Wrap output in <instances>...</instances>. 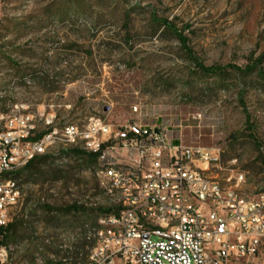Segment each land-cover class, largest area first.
Segmentation results:
<instances>
[{
  "label": "rangeland",
  "instance_id": "374dc122",
  "mask_svg": "<svg viewBox=\"0 0 264 264\" xmlns=\"http://www.w3.org/2000/svg\"><path fill=\"white\" fill-rule=\"evenodd\" d=\"M187 50L206 67L262 58L264 74V0H0V115L51 107L59 125L90 117L124 125L138 107L142 124L167 128L183 146L219 150L214 176L230 186L242 173L240 193L254 197L264 192V83L256 74L203 76ZM58 149L15 180L24 206L13 264H71L70 246L103 213L65 211L93 199L99 163Z\"/></svg>",
  "mask_w": 264,
  "mask_h": 264
},
{
  "label": "built area",
  "instance_id": "2783aa9c",
  "mask_svg": "<svg viewBox=\"0 0 264 264\" xmlns=\"http://www.w3.org/2000/svg\"><path fill=\"white\" fill-rule=\"evenodd\" d=\"M133 110L136 119L124 125L98 117L59 125L51 107L0 115V232L24 206L14 173L58 145L60 152L129 162V172L94 168L99 195L75 202L111 212L106 223L117 224V231L103 223L82 232L88 264H264V192L242 195V173L225 186L214 176L219 150L183 146L167 128L142 124ZM0 264H13L9 245L0 246Z\"/></svg>",
  "mask_w": 264,
  "mask_h": 264
},
{
  "label": "trees",
  "instance_id": "16d2710c",
  "mask_svg": "<svg viewBox=\"0 0 264 264\" xmlns=\"http://www.w3.org/2000/svg\"><path fill=\"white\" fill-rule=\"evenodd\" d=\"M160 24L171 34H173L175 36V38L179 41L180 44H182L183 47H185V42L186 39L185 37H183V34L181 32H179L177 29H175L174 26H172L170 23H168V21L166 20H162L159 21ZM186 53L189 55V58L191 60V62L193 63V65L200 71V73L203 76H207V77H215L218 80L221 81H225V79L229 76V74L231 72L233 73H237L238 75H241L242 77H249L252 76L254 74L257 75V77L264 83V74L262 72L261 65H262V58L256 59L253 62L247 64L244 68H240V67H235V66H227V67H221V66H210V67H206L204 66L202 63H200L196 58H194L190 51L187 50ZM249 121V119H247V122ZM71 154H73L74 156L77 157H85L87 158V161H89L90 163H94L96 162L97 158L96 155H85L84 153L81 152H77V151H71ZM48 159H52L50 156H43L40 158H37L33 161H31L22 171L17 172L14 175V180H17L19 182V178L20 176L25 172V171H31L34 168H39L41 167V163L48 160ZM262 164L264 165V160H261ZM36 169V170H37ZM93 194L99 195V191L97 188V184L95 181V186L93 189ZM93 196V195H92ZM42 208H44L47 211H50V207L48 205H43ZM68 213L70 212H79V211H86V208L83 206H78L75 203L69 205L68 207H66V210ZM94 212L96 213H101L103 212L102 209H97L94 210ZM23 225V220H18L17 217L14 219V221L4 230H2L0 232V246H6L9 245L10 242H13L15 240V237L17 236V233L19 232L18 228H20V226ZM86 247V243L85 242H81L76 249H74V251L76 252V257L75 259H73L74 261H72L71 264H81V262H83V264H88L87 261V256L82 260L79 258L80 255V251H84ZM68 258V257H65Z\"/></svg>",
  "mask_w": 264,
  "mask_h": 264
},
{
  "label": "bare ground",
  "instance_id": "6f19581e",
  "mask_svg": "<svg viewBox=\"0 0 264 264\" xmlns=\"http://www.w3.org/2000/svg\"><path fill=\"white\" fill-rule=\"evenodd\" d=\"M1 96V95H0ZM109 157L97 158L98 164V171H105L108 168L111 170H120L122 172H129V162L128 160L121 159V160H114L113 162H108ZM220 164V155H216L214 158V165ZM23 170V169H22ZM20 170V171H22ZM18 171V172H20ZM17 172L14 173V175ZM14 189H19V186L16 184L14 180ZM111 220V212H103L100 217L98 218L93 231L99 230V225L106 223V221ZM106 230L108 231H117V224L115 223H106Z\"/></svg>",
  "mask_w": 264,
  "mask_h": 264
}]
</instances>
